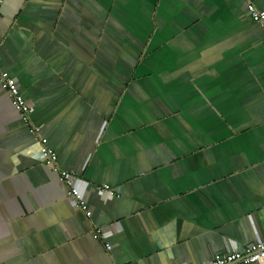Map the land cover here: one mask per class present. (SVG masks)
Here are the masks:
<instances>
[{"label": "crops", "instance_id": "crops-1", "mask_svg": "<svg viewBox=\"0 0 264 264\" xmlns=\"http://www.w3.org/2000/svg\"><path fill=\"white\" fill-rule=\"evenodd\" d=\"M0 71L31 108L0 85V264H205L264 240V22L244 0H6Z\"/></svg>", "mask_w": 264, "mask_h": 264}, {"label": "built area", "instance_id": "built-area-1", "mask_svg": "<svg viewBox=\"0 0 264 264\" xmlns=\"http://www.w3.org/2000/svg\"><path fill=\"white\" fill-rule=\"evenodd\" d=\"M5 1L0 0V6ZM244 2L252 20L255 22H264V11H258L250 0H244ZM0 85L9 94L12 107L20 113L25 123H29L31 108L28 102L21 97L16 81L6 72L0 71ZM30 131L37 133L38 129L32 127ZM40 142L39 159L58 173L59 179L65 187V197L71 202L73 207L82 212L86 217H90L91 210L87 203V189L85 188L84 181L72 172L59 169L56 152L46 146L45 139H40ZM93 190L100 192L102 196L106 197H115L120 192L118 188H113L108 185L96 186L93 187ZM205 264H264V240L238 251L214 255Z\"/></svg>", "mask_w": 264, "mask_h": 264}, {"label": "water", "instance_id": "water-1", "mask_svg": "<svg viewBox=\"0 0 264 264\" xmlns=\"http://www.w3.org/2000/svg\"><path fill=\"white\" fill-rule=\"evenodd\" d=\"M262 216H263V219H264V211H262Z\"/></svg>", "mask_w": 264, "mask_h": 264}]
</instances>
